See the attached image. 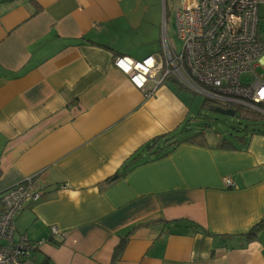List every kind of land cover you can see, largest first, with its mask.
<instances>
[{
  "label": "crops",
  "instance_id": "1",
  "mask_svg": "<svg viewBox=\"0 0 264 264\" xmlns=\"http://www.w3.org/2000/svg\"><path fill=\"white\" fill-rule=\"evenodd\" d=\"M162 11L0 0V193L31 175L44 188L14 219L15 239L43 241L21 264H111L122 237L113 264H264V228L246 234L264 218V132L144 147L183 125L188 97L166 79L144 96L113 59L160 55Z\"/></svg>",
  "mask_w": 264,
  "mask_h": 264
},
{
  "label": "built area",
  "instance_id": "2",
  "mask_svg": "<svg viewBox=\"0 0 264 264\" xmlns=\"http://www.w3.org/2000/svg\"><path fill=\"white\" fill-rule=\"evenodd\" d=\"M175 20L179 52L163 31L160 55L140 60L117 55L113 65L146 97L171 76L222 105L264 113V0H179ZM247 72L251 80L241 81ZM224 182L232 185L228 176ZM43 191L31 175L0 193V264H21L43 242L25 233L14 238L15 216ZM49 232L61 235L54 225Z\"/></svg>",
  "mask_w": 264,
  "mask_h": 264
},
{
  "label": "rangeland",
  "instance_id": "3",
  "mask_svg": "<svg viewBox=\"0 0 264 264\" xmlns=\"http://www.w3.org/2000/svg\"><path fill=\"white\" fill-rule=\"evenodd\" d=\"M162 1L163 22L165 24L167 36L169 37L174 49L179 52L182 41L179 39L176 30L175 11L179 6V0H160ZM159 34H157V49H160ZM240 80L248 82L251 80L250 73H243ZM167 83L177 88L188 97L189 113L187 120L172 133L176 138L202 129L204 136L208 141L221 140V138L232 139L233 136L249 137L251 133L264 132V113L253 107H241L232 104L233 115H225L215 112L204 104L205 94L194 88L170 78ZM225 106V104H223ZM228 108V107H224ZM183 128H187L183 131Z\"/></svg>",
  "mask_w": 264,
  "mask_h": 264
},
{
  "label": "trees",
  "instance_id": "4",
  "mask_svg": "<svg viewBox=\"0 0 264 264\" xmlns=\"http://www.w3.org/2000/svg\"><path fill=\"white\" fill-rule=\"evenodd\" d=\"M170 78L171 80L176 82V79L168 76L167 79ZM166 79V80H167ZM204 104L207 105L208 108L212 109L217 106L220 105L222 107H232V104H227V105H222L219 102L210 100L208 98L204 99ZM234 111V110H233ZM186 121V120H185ZM187 128H183V131H186ZM252 134V133H251ZM246 136H239V135H235L233 136V138L227 139V138H221L220 140V144L222 146H228L229 144H232L233 141L235 143H243L247 141ZM162 140L163 141V145L159 146L157 145L158 141ZM192 141V142H202L204 140V134L202 129L196 132H193L191 134H187L185 136H182L180 138H176L174 135H170V136H166V135H159L156 137H153L150 141H147L144 145L145 148H151V152L150 155H154V156H164L166 155L168 152H170L178 143L182 142V141ZM264 228V218H262L261 220H259L258 222H256L250 229L249 231L246 233L249 237H254L255 234L261 229ZM126 243V237H122L118 243L115 245L114 249H113V253H112V258H111V264H113L115 262V260L117 258H119L120 253L122 252L124 246Z\"/></svg>",
  "mask_w": 264,
  "mask_h": 264
},
{
  "label": "water",
  "instance_id": "5",
  "mask_svg": "<svg viewBox=\"0 0 264 264\" xmlns=\"http://www.w3.org/2000/svg\"><path fill=\"white\" fill-rule=\"evenodd\" d=\"M213 110H214L215 112H218V113H220V114H225V115H233V114H234L233 109H231V108H224V107H222V106H220V105L215 106V107L213 108Z\"/></svg>",
  "mask_w": 264,
  "mask_h": 264
}]
</instances>
